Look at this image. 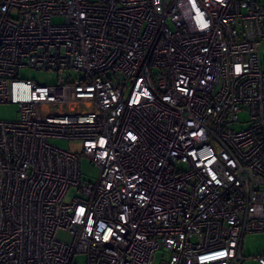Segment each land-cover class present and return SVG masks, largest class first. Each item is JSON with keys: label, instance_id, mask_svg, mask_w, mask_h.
Listing matches in <instances>:
<instances>
[{"label": "built area", "instance_id": "2783aa9c", "mask_svg": "<svg viewBox=\"0 0 264 264\" xmlns=\"http://www.w3.org/2000/svg\"><path fill=\"white\" fill-rule=\"evenodd\" d=\"M262 41L259 0H0V264H242L264 231Z\"/></svg>", "mask_w": 264, "mask_h": 264}, {"label": "rangeland", "instance_id": "374dc122", "mask_svg": "<svg viewBox=\"0 0 264 264\" xmlns=\"http://www.w3.org/2000/svg\"><path fill=\"white\" fill-rule=\"evenodd\" d=\"M264 2V0H259ZM54 21H58L57 18H53ZM259 54L261 61L264 62V41L261 42ZM18 78L32 79L40 85H51L57 82L58 76L53 71L36 70L33 68L22 67L19 69ZM240 120L247 118L246 113L242 112L239 114ZM18 118V107L14 104L1 103L0 104V119L2 120H16ZM51 142L61 148L71 150L80 155V171L81 178L88 182H95L99 176V169L92 163L88 158H86L81 149L80 142L77 140L68 139H52ZM184 167V165H181ZM79 196V192L75 186H71L66 195L65 202H70L73 197ZM57 239L69 240L68 234L59 230L57 232ZM242 253L246 259L242 264H256L252 257L260 253H264V231L251 232L245 234L243 238ZM84 256L78 254L75 257V261H82ZM166 251L163 248L157 249L154 254V259L152 264H165Z\"/></svg>", "mask_w": 264, "mask_h": 264}]
</instances>
